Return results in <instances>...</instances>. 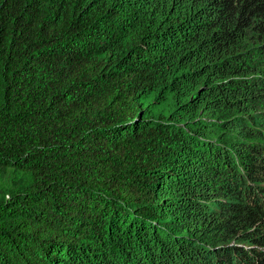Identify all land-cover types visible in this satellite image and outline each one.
Here are the masks:
<instances>
[{
    "label": "trees",
    "instance_id": "16d2710c",
    "mask_svg": "<svg viewBox=\"0 0 264 264\" xmlns=\"http://www.w3.org/2000/svg\"><path fill=\"white\" fill-rule=\"evenodd\" d=\"M0 264H264V0H0Z\"/></svg>",
    "mask_w": 264,
    "mask_h": 264
}]
</instances>
